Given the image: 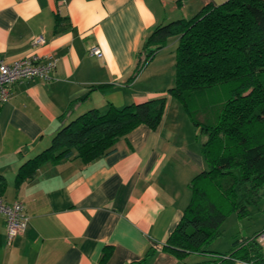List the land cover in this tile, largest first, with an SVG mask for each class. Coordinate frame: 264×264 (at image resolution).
<instances>
[{"label": "crops", "instance_id": "1", "mask_svg": "<svg viewBox=\"0 0 264 264\" xmlns=\"http://www.w3.org/2000/svg\"><path fill=\"white\" fill-rule=\"evenodd\" d=\"M224 1L0 0L1 56L56 60L50 79L15 82L0 106V176L6 183L0 197L21 201L28 215L25 230L8 242L0 213V264H181L163 246L190 201L191 179L207 163L201 152L206 134L167 92L178 37L167 39L132 76L155 26ZM57 16L68 22L59 33ZM37 36L44 42L34 46ZM91 46L101 56L90 55ZM161 96L166 104L155 129L139 125L109 154L87 163L74 155L46 160L16 187L19 167L80 114ZM189 255L183 262L190 264Z\"/></svg>", "mask_w": 264, "mask_h": 264}, {"label": "trees", "instance_id": "2", "mask_svg": "<svg viewBox=\"0 0 264 264\" xmlns=\"http://www.w3.org/2000/svg\"><path fill=\"white\" fill-rule=\"evenodd\" d=\"M56 17L54 32L68 22ZM178 37L174 84L167 92L206 134L201 152L207 169L190 182L191 197L163 248L181 264L191 253L208 254L205 244L221 234L228 212L243 216L264 188V0H225L205 5L189 19L158 24L145 37L132 79L165 46ZM223 87L218 102L197 103V96ZM166 104L164 96L105 110L89 109L61 127L50 145L23 163L15 185L33 176L44 161L71 156L87 163L109 154L119 137L139 125L155 129ZM6 186L0 176V188ZM260 233V232H259ZM251 237L233 242L224 253L194 264H235V259L264 264V251ZM110 249L101 258L104 262ZM142 261L132 264H141Z\"/></svg>", "mask_w": 264, "mask_h": 264}, {"label": "built area", "instance_id": "3", "mask_svg": "<svg viewBox=\"0 0 264 264\" xmlns=\"http://www.w3.org/2000/svg\"><path fill=\"white\" fill-rule=\"evenodd\" d=\"M44 42L42 36L33 38L32 45L36 46ZM88 53L93 56H101L99 47L91 46ZM56 60L53 56L42 57L38 54H31L13 61H7L0 54V106L5 103L11 93L12 85L21 80L39 77L44 80L51 78L55 68ZM0 213L6 222L7 241L11 240L23 232L28 222V215L24 211L21 201L5 202L0 197ZM258 244L264 251V230L256 236ZM235 264H255L252 260L235 259Z\"/></svg>", "mask_w": 264, "mask_h": 264}, {"label": "rangeland", "instance_id": "4", "mask_svg": "<svg viewBox=\"0 0 264 264\" xmlns=\"http://www.w3.org/2000/svg\"><path fill=\"white\" fill-rule=\"evenodd\" d=\"M221 89L223 87H214V89L201 93L197 96V103L210 104L218 102L224 95ZM261 230H264V188L261 189L260 196L255 202L247 204L245 215L239 216L235 211L228 212L221 225V234L206 243L204 248L209 253H224L232 248L235 240L251 237ZM209 253H191L187 261L190 264L205 261L211 258Z\"/></svg>", "mask_w": 264, "mask_h": 264}]
</instances>
